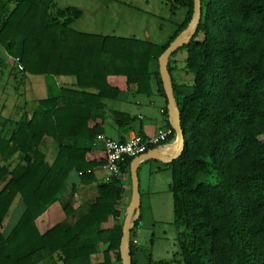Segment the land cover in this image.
Masks as SVG:
<instances>
[{
  "label": "trees",
  "instance_id": "trees-1",
  "mask_svg": "<svg viewBox=\"0 0 264 264\" xmlns=\"http://www.w3.org/2000/svg\"><path fill=\"white\" fill-rule=\"evenodd\" d=\"M176 2L184 19L158 44L77 30L83 11L57 0H0V45L22 73L76 80L39 99L0 138V264H123L122 179L100 182L97 196L78 212L75 184L60 196L72 173L83 171L79 180L90 185L96 176L86 170L107 160L93 142L106 131V101L121 93L113 78L148 95L154 80L166 97L159 58L194 15V0ZM201 3L192 42L168 59L172 77L175 54L189 52L183 72L190 79H172L184 151L166 163L175 167L180 160L170 183L179 249L150 264H264V0ZM6 68L0 55V72ZM112 115L119 128L134 122L122 111ZM47 139L55 142L52 162L43 150ZM132 159L122 174H130ZM17 200L22 213L4 231ZM59 200L66 218L41 233L37 220ZM111 217L114 226L104 228ZM140 219L129 245L133 264H139L133 230Z\"/></svg>",
  "mask_w": 264,
  "mask_h": 264
},
{
  "label": "crops",
  "instance_id": "crops-1",
  "mask_svg": "<svg viewBox=\"0 0 264 264\" xmlns=\"http://www.w3.org/2000/svg\"><path fill=\"white\" fill-rule=\"evenodd\" d=\"M107 1L109 0H89L86 1V6H84V8L83 6H77L83 11V16L73 24V27L84 32L104 35H116L113 34L115 32L108 31L109 28L106 27L104 23L98 25H92L91 23L81 24L83 20H88L87 18L90 17V14L95 15L100 13V11L104 8V5L102 4ZM111 1L120 2L119 0ZM117 10H120V8ZM132 10L133 9H130V14H132ZM128 25L129 28L134 27L132 21ZM112 30L115 31L114 29ZM0 55L4 57L7 65V68L3 72H0V99L3 95L2 93L7 94V99L5 100L7 102L4 103V105L0 106L1 138L2 136L6 135V133L9 131V128H12L13 123L17 121L21 117V115H23L25 112L31 113L33 108L37 105V101L39 99L48 97L51 94V91L56 92L61 87H70L72 85H75L76 80L75 77L72 76H45L32 74L25 75L19 68V62L17 61V59L9 56L1 45ZM172 67V79L174 80V82L179 83L185 81V79L187 78L190 79L189 76L184 77L185 73L183 72V69H181L182 67L179 66L178 59L172 64ZM154 70H156L155 66L153 67V71ZM12 80H14V82H17L18 84L22 83L23 90L21 92L17 89L11 93L7 92L9 87L8 85L11 84ZM113 82L120 88L121 93L116 100L106 101L107 122L106 131L104 133L105 135L117 140H127L134 134H141L148 137L154 136L160 130L171 127V121L173 119L168 109V98L158 90L156 81L153 80L152 92L149 95L146 93L137 92L135 87L128 88L122 77L113 78ZM8 107L9 111L7 110ZM4 110L5 113H2ZM115 110L125 112L134 117V122L131 128L122 129L116 126L112 115V112ZM109 117L111 118V120H108ZM108 132L114 133L115 136H111ZM175 141L176 136H173L172 140H170L167 144V147L161 149L164 155L169 157L171 156V154H173L175 148L177 147ZM47 148H49V152H47ZM96 148L103 150V147L101 146ZM43 150L46 152L48 160L52 162L56 154L55 142L51 139L45 140ZM49 154H53L52 157H49ZM151 162H157V164H166L156 160H148L142 162L140 166H143V164H151ZM102 165L94 167L96 181L90 185L81 183L78 175L72 173L76 176L75 179L72 180L70 187H68V190L70 191V188L73 186V184H75L74 186L76 187V194L74 199V208L77 212L81 209L82 205H84L88 201H92L97 196L98 184L104 181L105 175ZM121 179L125 183L126 190L123 197L118 201L117 207L123 213V217H121V219H124L132 201L131 175L128 173H124L122 174ZM19 203L20 201L17 200V202L13 206L12 211H14L15 207L18 208V206H20ZM65 218L66 216L63 211L62 201H58L49 208L47 213H45L37 220V226L41 233H45L57 223L63 221ZM115 222V219L111 217L107 222L103 224V227L111 228L114 226ZM134 238L136 239V237Z\"/></svg>",
  "mask_w": 264,
  "mask_h": 264
},
{
  "label": "rangeland",
  "instance_id": "rangeland-1",
  "mask_svg": "<svg viewBox=\"0 0 264 264\" xmlns=\"http://www.w3.org/2000/svg\"><path fill=\"white\" fill-rule=\"evenodd\" d=\"M86 1L89 0H57V5L59 7L83 6L84 8ZM119 1L109 0L105 2L102 4L104 8L100 13L90 14L88 20H83L81 24L98 25L104 23L109 28L108 31L115 32L113 34L116 36L136 37L163 44L171 38L177 24L182 22L186 13L184 8L178 6L176 0ZM119 8L120 10H117ZM130 9H133L132 14H130ZM131 21L133 28L128 27ZM188 55L187 50H181L175 54L174 57L178 59L181 69H183ZM8 86V93L16 89L20 92L23 90L22 83L18 84L14 80ZM2 94L0 106L7 102L5 101L7 94ZM7 110L9 111V107ZM2 113H5V110ZM108 120L111 118L109 117ZM108 133L115 136L114 133ZM47 152H49V148H47ZM49 155L52 157L53 154ZM179 163L180 160L174 167L173 165L166 166V164L151 162V164H143L139 167L141 192L139 215H141V219L138 227L133 230V236L138 241L136 247L139 264H150V259L171 258L179 249L178 228L174 223L173 196L170 191V183L173 180L174 171L178 170ZM75 176L72 174L69 177L67 189L60 196L61 200L69 193L68 187H70ZM21 210L20 206L14 208V211L5 221L4 231H9L17 223L22 213Z\"/></svg>",
  "mask_w": 264,
  "mask_h": 264
},
{
  "label": "water",
  "instance_id": "water-1",
  "mask_svg": "<svg viewBox=\"0 0 264 264\" xmlns=\"http://www.w3.org/2000/svg\"><path fill=\"white\" fill-rule=\"evenodd\" d=\"M201 15H202L201 0H194V15L188 28L170 43V45L161 54L159 58L160 74L163 81L164 90L168 98V109L170 111L173 121L175 122L174 129L177 134V138L175 142L177 143V147L175 148L173 154H171V156L169 157L164 155L159 148H153L147 151L146 153L134 157L131 161L130 174H131V186H132V201L124 218L123 234L120 244V253L123 264H133L130 255L129 245L131 241L132 229L135 227V223L139 217L140 207H141V192H140V180H139L140 164L148 160H156L168 164L180 159L184 151L185 134L181 127V116L178 108V103L176 101L174 94L173 80L168 68V59L179 48H181L185 44H190L192 42L193 37L200 24Z\"/></svg>",
  "mask_w": 264,
  "mask_h": 264
},
{
  "label": "built area",
  "instance_id": "built-area-1",
  "mask_svg": "<svg viewBox=\"0 0 264 264\" xmlns=\"http://www.w3.org/2000/svg\"><path fill=\"white\" fill-rule=\"evenodd\" d=\"M19 68L22 70L23 66L19 63ZM175 122L171 121V127L160 130L154 136H144L141 134H134L129 139L122 141L117 140L112 137H109L105 134L97 135L96 139L93 142L95 147H103V150L106 153L107 160L102 165L104 169V181L111 182L116 178L122 177V164L125 163L128 159L139 156L143 153H146L150 149L167 147L170 136L176 135L174 129ZM87 173H93L94 168H88ZM83 171L78 172V175H82ZM134 243H137V240H133Z\"/></svg>",
  "mask_w": 264,
  "mask_h": 264
},
{
  "label": "bare ground",
  "instance_id": "bare-ground-1",
  "mask_svg": "<svg viewBox=\"0 0 264 264\" xmlns=\"http://www.w3.org/2000/svg\"><path fill=\"white\" fill-rule=\"evenodd\" d=\"M177 144V143H176Z\"/></svg>",
  "mask_w": 264,
  "mask_h": 264
}]
</instances>
